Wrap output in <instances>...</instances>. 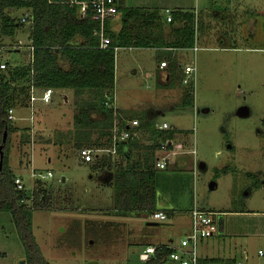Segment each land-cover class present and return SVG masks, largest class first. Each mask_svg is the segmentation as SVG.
<instances>
[{"label": "rangeland", "instance_id": "1", "mask_svg": "<svg viewBox=\"0 0 264 264\" xmlns=\"http://www.w3.org/2000/svg\"><path fill=\"white\" fill-rule=\"evenodd\" d=\"M164 1L171 9L178 3L205 8L199 12L203 26L199 50H180L183 65L196 63L194 105L179 106L183 86L180 81L166 86V71L158 68L163 54L151 48L143 62L139 52L117 51L115 106L134 116L145 111L159 124L166 121L171 128L183 130L179 137L186 138L188 151L196 148V157L185 155L182 166L158 171L156 177L164 191L167 178L177 183L178 176L185 175L186 185L174 187L172 193L181 208L196 203L216 209L264 210V154H259L264 150V0ZM115 24H121L120 14L110 27ZM165 33L170 38L168 25ZM17 41L27 46L25 31ZM0 58L9 62L8 67L30 62V55L9 50H3ZM42 92L31 88L26 105L15 107L9 163L21 174L28 193L37 181L53 193L52 207L34 210L32 216L33 236L47 261L144 264L139 254L147 243L169 238L180 243L187 229L185 215L160 221L150 213L110 211L114 190L101 183L110 170H94L95 162H83L78 148L81 141L94 142L102 136L96 130L78 132L74 124L78 105L93 94L77 97V105L71 91L58 90L51 104L32 100V95ZM115 170L113 166L111 173ZM49 171L52 177H44ZM0 252V264H28L19 228L6 211H0ZM19 254L25 257L19 259ZM250 255L249 263L263 262L257 246Z\"/></svg>", "mask_w": 264, "mask_h": 264}, {"label": "trees", "instance_id": "2", "mask_svg": "<svg viewBox=\"0 0 264 264\" xmlns=\"http://www.w3.org/2000/svg\"><path fill=\"white\" fill-rule=\"evenodd\" d=\"M25 13L28 17L23 22ZM118 14L121 15L119 31L110 27L111 20L105 22L104 34L109 37L110 44L104 48L100 45V18L90 9L81 14L79 6L67 0H0V55L3 50L12 51L20 46V40H17L23 31L28 36L29 46L33 47L27 64L8 67L7 61L6 68H0V145L7 132L2 165L0 155V211L10 212L18 226L28 264H50L33 236L32 216L34 210L52 207L54 200L53 193L47 191L40 181L36 182L31 194L28 190L17 189L15 179L18 175L9 163L10 139L16 131L9 110H15L18 104L26 105L31 88H52L55 93L58 90L71 91L75 99L85 93L93 94V98L78 105L74 124L78 132L89 134L88 131L96 130L102 138L89 143L81 141L79 149L110 147L115 121L123 129L128 120L138 119V129L150 136L148 142L129 140L120 143L118 161L114 163L112 155L105 156L95 161L94 169L116 168L111 212L152 214L158 210L155 151L160 140L183 130H158L155 127L157 122L145 111L134 116L113 105L108 106L115 100L116 48L161 50L163 56L158 60L168 62L166 86L172 87L180 81L183 93L179 106H193L195 87L182 83L176 52L194 47L203 26L199 24V15L191 10H173L172 21L167 22L161 9L127 7L124 0H119ZM166 25L170 27V38L165 33ZM2 62L0 58V65ZM74 105H77V99ZM165 212L167 215L172 213L169 209ZM162 246L163 249L157 247L156 254L144 264H167L170 249L166 247L168 244Z\"/></svg>", "mask_w": 264, "mask_h": 264}, {"label": "built area", "instance_id": "3", "mask_svg": "<svg viewBox=\"0 0 264 264\" xmlns=\"http://www.w3.org/2000/svg\"><path fill=\"white\" fill-rule=\"evenodd\" d=\"M67 1L69 3L78 5L81 14H84L87 10L90 9L99 16L100 26H101L99 32L100 45L101 47L104 48L107 47L110 44V39L104 34L105 22L112 20L114 17L118 15L119 0H86V1L67 0ZM165 15L167 22L172 21V10L166 9ZM27 17H28V13H25L22 17V21L25 22ZM17 48L21 50L27 49L29 51L33 49L32 46H29V40L27 42V46L24 47L20 45ZM119 49L120 48L117 47L116 51H118ZM128 49L131 48L129 47ZM166 49L171 50L172 48H166ZM191 50H193L194 52H197L199 50L197 43L194 45V47L191 48ZM6 66H7V61H3L0 65V68L4 69L6 68ZM167 67H168L167 60H162L158 65V68L161 70H166ZM178 67L182 72V83L184 85L194 84L195 87L196 72H197L196 63L192 62L190 64L183 65L181 61H179ZM54 94H55L54 89L46 88L43 89L42 95H38L36 97L32 95L31 98L32 100L41 101L45 104H51L54 99ZM112 105L114 106V108H117L115 106V100L113 103L108 104V106L110 107ZM13 112H14L13 109L9 110L11 119H14L12 115ZM118 123H119L118 121H115L114 123L110 147H106V148L83 147L79 149V156L85 163L95 162L96 160L102 159L103 157L109 155H112L111 157L115 159L118 154V145L120 143H126L129 140H140L143 142L144 136H146L147 139H150L149 134L145 135L143 134L142 130L138 129V127L140 126V122L138 119L128 120L126 123V127L123 129H120ZM155 127L158 130H174L169 126V124L166 121H164L161 124L156 123ZM179 136H180L179 133L176 132L173 135V137L167 138L165 140H160V144L156 149L154 156L155 159L154 168L157 171L178 169L177 162L185 155H192L196 157L197 155L196 148L194 147L188 151L187 148L189 147V144L187 143L186 145L185 142L186 138L182 139V137ZM194 165L196 169V167L198 166V160L196 159L194 160ZM44 177H52V172L49 171L47 175ZM15 184L17 189L19 190H28L26 188L25 182H23V179L20 177H16ZM219 214H220L219 212L213 210L200 209L195 206L191 210L190 230L184 234L180 243H178L177 245L168 244V246H166L167 248L170 249V252L168 254L167 264H203L201 262V258L199 255L200 243L204 239L210 238L218 233ZM152 215L156 220H160V221L167 220L168 218L167 213L162 210H156L152 213ZM157 247L163 249L162 244L147 245L144 248V250L139 254V259L143 262L148 261L151 257H153L156 254ZM219 264H244V262L240 260H236L233 262L219 263Z\"/></svg>", "mask_w": 264, "mask_h": 264}, {"label": "crops", "instance_id": "4", "mask_svg": "<svg viewBox=\"0 0 264 264\" xmlns=\"http://www.w3.org/2000/svg\"><path fill=\"white\" fill-rule=\"evenodd\" d=\"M124 3L127 7L158 8L161 10L170 9L172 11L179 10V9L180 10H191V11H194V13L195 12L197 13L196 16L199 15L200 11L205 9V8L200 9L195 5L186 6L185 3L184 4H179V3L174 4L175 8L171 9L170 6H168L164 0H124ZM120 27H121V24H115L112 29L119 31ZM119 48H120L119 50L123 49L127 51H134V53L139 52V58L137 57L139 59V62H143L144 57L147 54V51L151 50V48H136V47H130L131 49H128L129 47L127 48L119 47ZM180 50H177L176 52L178 62L180 61V57H181ZM9 51L11 53L12 52L18 53V52H14V50L12 51L9 50ZM28 55H30L31 57V53ZM147 75L151 76L152 73L148 72ZM166 78H167V72H166ZM14 112L12 115L13 117H16ZM181 132L182 131H178L177 133L180 134ZM187 133L188 132H186L185 134L187 135ZM230 148L232 149L233 147H230ZM261 148H264V145ZM259 154L260 155L264 154V150L261 149ZM182 164L183 162L181 158L177 162L178 168L179 166H182ZM200 164L202 167L205 166L204 163H200ZM12 169L18 175V177L22 178L20 173H17L14 168ZM94 170H97V169H94ZM108 172H109L108 176L106 177L102 176L101 183L105 185H109L110 187L113 188L114 173H111L112 170ZM158 174L159 173H157V175ZM184 176L185 175L178 176L177 183H171L170 181L171 179H168L165 176L167 178L166 182L162 184L163 186H165V190L163 188L164 191H162L158 187V183H156L157 184V194L159 197L158 210H162L164 212L166 209L171 210L172 213L168 214V218L174 217L176 215L187 216L188 222H187V229L185 230V233H187L190 230L191 210L195 206L200 209L213 210V211L220 213L218 217V224H219L218 233L210 238L204 239L200 243L199 255L201 258V262L203 264H219V263H227V262H233L236 260H240V261H243L244 264H251L249 263V260L252 257L250 253H252L254 248L257 246L258 254H259L258 256H262V260H263L261 264H264V210L241 209V208H233V207L216 209L213 207L212 204H210L209 207H206V206H199L196 203H193V205L189 206L188 208H181L178 205V203L174 201V196L172 195V193L174 192V187H176V190H178L180 187H184L186 185V180ZM262 187L264 188V186ZM161 193L164 195V197L161 195ZM158 244L177 245L174 239L169 238L167 242L160 241L157 243H147L145 247L147 245H158ZM0 255H2L1 252H0ZM23 257H25V255L23 256V254H19V259Z\"/></svg>", "mask_w": 264, "mask_h": 264}, {"label": "water", "instance_id": "5", "mask_svg": "<svg viewBox=\"0 0 264 264\" xmlns=\"http://www.w3.org/2000/svg\"><path fill=\"white\" fill-rule=\"evenodd\" d=\"M14 52H21V53H24V54H30V51L27 50V49L20 50V49L16 48V49H14ZM6 140H7V132H5V134H4L3 144L0 145L1 165H2L3 159H4L3 145L6 143Z\"/></svg>", "mask_w": 264, "mask_h": 264}]
</instances>
